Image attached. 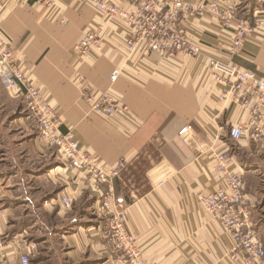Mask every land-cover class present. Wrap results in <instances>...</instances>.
I'll return each mask as SVG.
<instances>
[{"label":"crops","instance_id":"obj_1","mask_svg":"<svg viewBox=\"0 0 264 264\" xmlns=\"http://www.w3.org/2000/svg\"><path fill=\"white\" fill-rule=\"evenodd\" d=\"M223 1L251 21L256 12L264 13V0ZM119 2L131 8L124 0ZM58 7V14L48 19L41 0H0V29L35 86L59 110L63 131L72 128L81 146L107 164L127 162L115 191L125 199L128 227L149 264H232L229 236L197 198L218 187L220 174L212 158L222 151L231 153V169L243 177L264 243V142L251 136L239 141L230 137L231 128L246 116L218 101L219 88L207 75L204 58L180 56L168 63L158 54H138L127 63L110 37L114 32L126 34L123 23L104 19L90 6L76 7L71 0H60ZM97 25L104 27L103 49L80 70L95 89L111 90L122 99L141 122L137 130L124 120L90 113L72 82L73 47ZM186 29L207 54L229 59L264 79V27L237 56L230 55L233 29H223L218 19L190 17ZM116 70L119 76L112 83ZM3 86L0 79L3 252L13 264H20L22 254L37 258L48 254L51 264L57 259L62 264H127L92 215L93 195L86 180L78 172L66 171L61 157L37 142L35 122L23 115V98L10 96ZM16 224L23 230L11 236ZM28 233L38 240L28 242Z\"/></svg>","mask_w":264,"mask_h":264},{"label":"built area","instance_id":"obj_2","mask_svg":"<svg viewBox=\"0 0 264 264\" xmlns=\"http://www.w3.org/2000/svg\"><path fill=\"white\" fill-rule=\"evenodd\" d=\"M11 1V0H7ZM26 0H18L23 3ZM76 7L90 6L104 19L124 24L126 34H110L127 63L138 55L158 54L168 63L180 56L204 58L206 73L218 88V101L239 108L245 121L233 126L230 137L239 141L251 136L264 142V79L257 73L241 69L231 60L207 54L204 46L192 38L186 29L190 17L209 16L218 19L223 29L232 28L230 55L244 52V45L256 37L264 27V13L256 12L253 20L239 16L238 8L223 0H124L131 8H123L119 0H71ZM45 18L53 19L59 11L60 0H41ZM60 23L65 25L66 19ZM104 27L89 29L74 45L76 58L72 79L89 112L109 120H124L137 130L141 122L131 109L111 90L95 89L83 75L80 66L102 51ZM119 70L111 76L114 83ZM0 79L14 98L25 101L29 118L35 122L38 140L48 151L56 152L64 162L66 171L78 172L86 180L95 202L99 229L127 264H149L136 234L128 227V208L125 199L116 194L115 183L127 162L120 160L107 164L94 152L84 149L72 128L63 131L64 122L57 108L47 101L35 86L24 62L16 55L11 40L0 29ZM20 99V98H19ZM216 171L220 174L218 187L209 193H199L198 203L214 222L223 226L231 240L228 260L232 264H264V243L252 217L254 202L246 192L243 177L231 169L233 158L229 151L213 154ZM72 206L69 198L64 199ZM0 264H13L3 252L0 243ZM20 264H30V256L22 254Z\"/></svg>","mask_w":264,"mask_h":264},{"label":"rangeland","instance_id":"obj_3","mask_svg":"<svg viewBox=\"0 0 264 264\" xmlns=\"http://www.w3.org/2000/svg\"><path fill=\"white\" fill-rule=\"evenodd\" d=\"M4 87V86H3ZM4 89H5V87H4ZM24 101V100H23ZM24 103H25V101H24ZM25 106H26V104H25ZM23 115L24 116H28V110H27V107H26V109H25V111H24V113H23ZM36 137H37V142L40 144V141L38 140V134L36 133ZM42 146V145H41ZM126 168V167H125ZM93 207H95V202H94V199H93ZM92 207V208H93ZM96 211H95V209H92V215H94L95 217H97L96 216ZM98 219V218H97ZM99 222V221H98ZM15 230H14V232H20V230L22 229L23 230V228H22V224H21V226H19L18 227V224H16V226H15ZM25 239L28 241V242H30V243H33V242H36L37 240H38V236H36V235H34V234H26V236H25ZM43 250H45V249H43ZM39 258H37V257H30V264H51L52 263V260L49 258V256H48V254H44V257L42 256V255H39L38 256ZM54 261V260H53ZM62 261L63 260H61V259H57V261H54V263L55 264H62Z\"/></svg>","mask_w":264,"mask_h":264},{"label":"trees","instance_id":"obj_4","mask_svg":"<svg viewBox=\"0 0 264 264\" xmlns=\"http://www.w3.org/2000/svg\"><path fill=\"white\" fill-rule=\"evenodd\" d=\"M15 233H16V232H12L11 236H14Z\"/></svg>","mask_w":264,"mask_h":264}]
</instances>
